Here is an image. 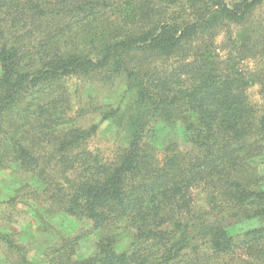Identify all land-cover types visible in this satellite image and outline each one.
<instances>
[{
	"label": "trees",
	"instance_id": "obj_1",
	"mask_svg": "<svg viewBox=\"0 0 264 264\" xmlns=\"http://www.w3.org/2000/svg\"><path fill=\"white\" fill-rule=\"evenodd\" d=\"M248 60L264 61V0H0V167L38 177L51 213L119 232L62 264H207L239 241L251 254L264 227L234 232L264 220V104L247 93L264 100V62ZM73 79L121 80L128 101L82 103ZM85 104L126 132L111 154L90 147Z\"/></svg>",
	"mask_w": 264,
	"mask_h": 264
},
{
	"label": "rangeland",
	"instance_id": "obj_2",
	"mask_svg": "<svg viewBox=\"0 0 264 264\" xmlns=\"http://www.w3.org/2000/svg\"><path fill=\"white\" fill-rule=\"evenodd\" d=\"M234 31L232 35L236 37L235 35L239 32H236L237 29ZM225 33L226 30L222 31L215 41L218 48L228 44V37L223 36ZM221 53L224 55V50ZM262 62L256 65L248 60L242 64V67L245 70L261 68ZM169 65L170 70L174 69L177 61L172 59ZM71 81L74 87L80 86L83 95L82 103L93 101L96 104L121 106L123 109L128 101L121 80L112 87L97 82L90 83L76 79ZM247 93L253 105L258 109L263 107L264 100L258 84L250 86ZM93 105L95 107V104ZM83 107L84 111L81 112L82 115L79 114L78 123L83 126L98 125L97 133L90 141L92 149L111 154L116 146L125 143L127 134L122 128L116 126L110 119H102L99 112L90 111V105L85 104ZM154 144L160 159L164 156L163 142L156 141ZM255 163L258 171L264 174V157L256 158ZM42 187L43 183L32 173L0 167V264L66 263L65 259L68 257L85 258L92 255L99 239L119 233L112 227L96 229L88 220L51 213ZM194 193H196L197 207L208 208V189H199ZM51 208L53 211V207ZM262 227H264V220L257 219L236 225L234 232L239 238H243V233L247 229ZM239 242L236 245V252L231 254L230 258H220L207 264H264V238L253 242L255 245L250 255L246 254V247ZM125 245V241L121 239L118 249H122Z\"/></svg>",
	"mask_w": 264,
	"mask_h": 264
}]
</instances>
